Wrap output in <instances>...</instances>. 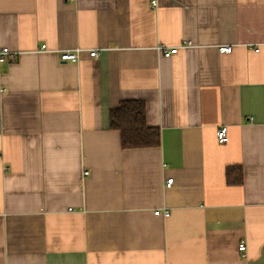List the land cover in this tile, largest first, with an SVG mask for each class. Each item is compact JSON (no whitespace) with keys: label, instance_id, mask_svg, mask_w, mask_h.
Wrapping results in <instances>:
<instances>
[{"label":"crops","instance_id":"obj_1","mask_svg":"<svg viewBox=\"0 0 264 264\" xmlns=\"http://www.w3.org/2000/svg\"><path fill=\"white\" fill-rule=\"evenodd\" d=\"M0 47V264H264V0H0Z\"/></svg>","mask_w":264,"mask_h":264},{"label":"trees","instance_id":"obj_2","mask_svg":"<svg viewBox=\"0 0 264 264\" xmlns=\"http://www.w3.org/2000/svg\"><path fill=\"white\" fill-rule=\"evenodd\" d=\"M110 127L120 130L122 147L125 149L161 146V132L157 127L149 126L146 121V104L141 100L121 101L118 108L110 110ZM243 169L240 166H228L226 181L229 184H241Z\"/></svg>","mask_w":264,"mask_h":264},{"label":"built area","instance_id":"obj_3","mask_svg":"<svg viewBox=\"0 0 264 264\" xmlns=\"http://www.w3.org/2000/svg\"><path fill=\"white\" fill-rule=\"evenodd\" d=\"M153 3H155V1H153ZM47 48L46 44L42 45V48ZM178 50V46H174V47H170V48H165V47H161V51L164 54L165 57H171L173 56L175 53H177ZM80 48H76L73 50H62L59 52V56H60V60L62 62H76L79 60V53H80ZM219 51L223 52V53H231L232 52V46H227V45H221L219 46ZM12 52L8 47H0V61H4L6 60V56L10 55ZM89 55L93 56V57H97L98 56V51L93 49L91 51H89ZM216 137L219 141V143H225L228 141V136H227V126H221L220 129H218ZM89 172L85 171V174H88ZM173 181V178H168L166 181V184L168 186L171 185ZM154 213L158 214V215H163V216H169L171 213L168 210H164L163 212H160L158 210L154 211ZM238 249L240 251H244L246 249V242L242 241L239 243L238 245Z\"/></svg>","mask_w":264,"mask_h":264}]
</instances>
